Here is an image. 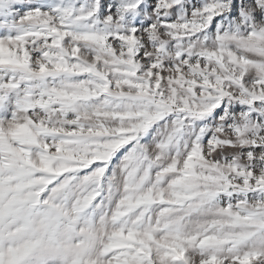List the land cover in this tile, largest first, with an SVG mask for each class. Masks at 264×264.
Returning <instances> with one entry per match:
<instances>
[{
	"label": "snow or ice",
	"instance_id": "1",
	"mask_svg": "<svg viewBox=\"0 0 264 264\" xmlns=\"http://www.w3.org/2000/svg\"><path fill=\"white\" fill-rule=\"evenodd\" d=\"M0 264H264V0H0Z\"/></svg>",
	"mask_w": 264,
	"mask_h": 264
}]
</instances>
